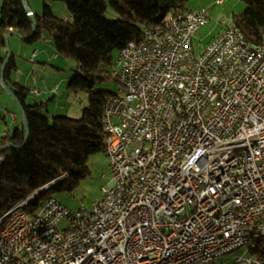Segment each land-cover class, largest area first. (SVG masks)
<instances>
[{"label": "built area", "instance_id": "1", "mask_svg": "<svg viewBox=\"0 0 264 264\" xmlns=\"http://www.w3.org/2000/svg\"><path fill=\"white\" fill-rule=\"evenodd\" d=\"M209 20L206 8L173 11L121 51L116 68L123 95L110 96L104 109L111 178L102 199L92 210L73 211L55 198L32 212L9 210L0 264H39L40 250L60 257L56 248L73 246L72 230L102 215L127 188L139 197L120 207L126 216L96 224L108 234L97 245L85 235L67 264H206L237 238L264 229V31L255 44L228 26L197 54L196 37ZM145 167L159 171L156 185L146 186ZM223 168L232 170L231 186L220 181ZM131 171L145 189L125 184ZM63 218L70 226L59 229ZM37 220H47L46 230L25 237ZM62 236L70 243L61 244ZM18 253L27 261L16 262ZM170 253H184V260L170 261ZM235 264L260 263L241 257Z\"/></svg>", "mask_w": 264, "mask_h": 264}, {"label": "trees", "instance_id": "2", "mask_svg": "<svg viewBox=\"0 0 264 264\" xmlns=\"http://www.w3.org/2000/svg\"><path fill=\"white\" fill-rule=\"evenodd\" d=\"M24 1L3 0L0 8V80L1 67L7 55V36L14 32L27 37L25 42L41 38L45 30L53 38L56 58L77 62L79 72L71 78L68 89L85 93L89 105L79 119L54 116L42 110L43 104L29 99L31 90L13 79L18 69L12 54L4 81L14 92L24 110L30 130L26 145L25 125L21 121L12 134L0 137V219L29 194L40 195L31 202V210L61 191H73L89 174L87 162L91 155L105 153L107 133L104 130L106 100L114 94L109 86L121 84L113 59L131 42L144 39L147 30L160 27L173 11H186L190 0H44L43 14H34L37 29ZM49 1L62 3L70 18L58 17ZM246 7L233 17L237 27L252 43L262 40L264 31V0H242ZM27 3V2H26ZM111 8L116 20L107 17ZM5 93L0 82V97ZM41 95L39 91H34ZM6 147V148H5ZM56 199V198H55ZM2 224H0V232ZM264 239L253 242L251 258L264 264Z\"/></svg>", "mask_w": 264, "mask_h": 264}, {"label": "rangeland", "instance_id": "3", "mask_svg": "<svg viewBox=\"0 0 264 264\" xmlns=\"http://www.w3.org/2000/svg\"><path fill=\"white\" fill-rule=\"evenodd\" d=\"M38 1L39 15L43 14V1ZM53 6L55 14L62 18H70V14L62 3L49 1ZM246 5L242 0H190L188 9L199 11L206 8L210 12V20L199 29L196 37V53L199 54L210 41L216 37L223 29L233 24V17L240 14ZM107 17L116 20L118 15L108 9ZM37 50L39 54H34ZM15 56L18 69L15 78L18 83L31 90L29 99L35 101V90L44 94L38 98V103H42V110L49 112V116H68L79 119L83 116V111L89 105L87 94L79 92L73 93L68 89L71 78L79 72L76 61L67 58H56L57 49L53 38L45 30L42 31L41 38L34 42H25L21 37L14 35L9 42V50ZM120 53L114 52L113 59L118 62ZM114 94L123 95L118 86H109ZM36 95V94H35ZM15 100L8 94L2 93L0 97V136L6 131L11 133L16 127L12 113L18 115L20 121V108L16 106ZM110 161L104 152L91 155L87 162L89 169L88 176L81 181L79 186L73 191H61L55 194V198L64 206L73 211L83 207L92 210L94 204L102 199V188L109 184L111 172ZM67 221L63 220L58 224L59 229L65 228ZM253 242L246 246L234 250L232 253L217 258L209 264H235L237 258H248L249 249ZM264 246V241H263Z\"/></svg>", "mask_w": 264, "mask_h": 264}, {"label": "bare ground", "instance_id": "4", "mask_svg": "<svg viewBox=\"0 0 264 264\" xmlns=\"http://www.w3.org/2000/svg\"><path fill=\"white\" fill-rule=\"evenodd\" d=\"M177 14H184V11H177ZM117 95V94H116ZM145 175H148L146 178V186H154L159 180V171H152V167H145ZM139 172L131 171L125 177L126 185L136 184V189H145V180H138ZM59 181V180H58ZM58 181L53 182L52 184L46 185L39 191L32 192L24 199L23 202L18 203L15 207L11 209V214H21L25 212H32L31 202L35 200L41 193L42 190L49 189L52 185ZM220 181H224V186H231L232 184V170L231 168H223L220 173ZM139 197V190H134V188H127L123 190V197H115L112 200V207H107V210H102L101 214H94L91 216V219H88L81 228H74L72 230V237L74 239L72 245H64L63 248H56V256L52 259L51 250H40L36 252V259H39V264H48V260L52 259V264H67L70 260V256L73 254V250H81L85 245V235H90V245H97L99 240H102V235L108 234V227L105 225H98L101 222H109V217L112 216V222H119L121 219L126 216V208H120L123 205L133 206L135 204V198ZM60 203V202H59ZM60 205H62L60 203ZM118 209V210H115ZM66 220V227L70 226V218H63L61 221ZM9 223V216L4 215L0 219V224H2V230L6 229ZM47 228V220H37L31 223L29 226H26L25 237H35L36 234L45 231ZM1 230V231H2ZM15 232H23V225H15ZM259 239H264V229L255 230L251 234L239 237L236 241L229 245L226 250H220L219 255H214L210 258V261L206 264L211 263L217 258L224 257L234 250L246 246L251 242H255ZM70 243V236H62L61 244ZM241 258V257H240ZM240 258H237L235 263H240ZM184 253H170V261H183ZM27 254L18 253L16 255V262H26ZM244 261H252L251 257L244 258ZM159 264H169V260H159Z\"/></svg>", "mask_w": 264, "mask_h": 264}, {"label": "water", "instance_id": "5", "mask_svg": "<svg viewBox=\"0 0 264 264\" xmlns=\"http://www.w3.org/2000/svg\"><path fill=\"white\" fill-rule=\"evenodd\" d=\"M24 4H25L26 10H27L29 16L31 17V19H32L33 22H34V27H33V33H34V32L36 31V29H37V21H36V17H35V15H34V13L29 9V7H28L26 1H24ZM12 35H17V36L21 37L23 40H26V39H27V37H23V36L18 35L17 33H14V32L9 33V35L7 36V39H6V42H7V49H8V50H9V41H10V37H11ZM11 55H12V53L9 51V52L7 53V55H6L5 62H4V64L2 65V67H1V80H0V82H1V84H2V86H3L4 91H5L6 93H8V94H9V95L15 100L16 104H17V105L19 106V108H20V111H21V113H22V117H23V121H24V125H25L26 135H25V142H24V145H23V146H21V147H16V146H14L13 144H9V145L7 146V148H19V149H21V148H23V147L26 145V143H27L28 140H29L30 130H29V126H28V124H27V120H26V118H25L24 110H23V108L21 107V104H20L19 101L17 100V98H16L14 92L11 90V88H9V87L6 85V83H5V81H4L5 70H6L7 64H8V62H9L10 58H11ZM5 148H6V147H5Z\"/></svg>", "mask_w": 264, "mask_h": 264}, {"label": "crops", "instance_id": "6", "mask_svg": "<svg viewBox=\"0 0 264 264\" xmlns=\"http://www.w3.org/2000/svg\"><path fill=\"white\" fill-rule=\"evenodd\" d=\"M2 2H3V0H0V8H1V4H2ZM26 2H27V5H28L29 9H30L34 14H39V10H38L39 5H38V1H37V0H27ZM12 36H14V35H12ZM12 36H11V37H12ZM11 37H10V40H11ZM9 42H10V41H9ZM7 51H8V50H7ZM7 53H8V52H7ZM35 53H36V54H39L37 50L34 51V54H35ZM13 79H14L15 81H17L16 78H15V73H14V75H13ZM34 96H35V97H33V98H35L36 100H38V98L43 97L44 94H41V95H35V94H34ZM36 97H38V98H36ZM16 106H18V105H16ZM18 107H19V106H18ZM12 115H13V117H14L16 127L20 126L21 123L18 122V120H19L18 115H17L16 113H12ZM20 121H23L22 113H20ZM16 127H15V128H16ZM13 131H14V130H13ZM0 133H2V132H0ZM4 134H12V133H11V131H10V132L6 131V132L3 133L1 136H3ZM1 136H0V137H1Z\"/></svg>", "mask_w": 264, "mask_h": 264}]
</instances>
